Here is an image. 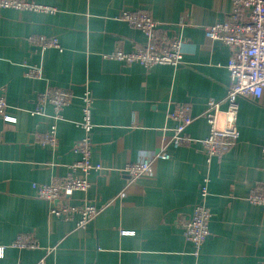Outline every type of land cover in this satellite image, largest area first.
Here are the masks:
<instances>
[{
  "label": "crops",
  "instance_id": "0c3cea01",
  "mask_svg": "<svg viewBox=\"0 0 264 264\" xmlns=\"http://www.w3.org/2000/svg\"><path fill=\"white\" fill-rule=\"evenodd\" d=\"M30 1L54 13L0 8V95L15 120L0 119V264H264V207L246 200L264 188V90L258 101L238 100L239 138L210 163L192 146L172 150L170 160L155 161L150 174L134 181L120 171L170 135L167 115L175 105L189 106L194 119L187 133L196 139L208 134L209 99L226 110L230 50L207 40L204 28L227 18L231 0ZM123 10L149 15L161 40L181 39L183 64L145 69L104 60L115 48L129 52L146 42L116 19ZM41 37L57 39L62 50H42ZM24 65L41 66L42 78L24 77ZM47 87L75 96L57 122L55 148L35 139L52 123L51 107L47 116L29 114ZM85 87L94 98L91 161L102 170L91 172L88 190L68 201L102 209L76 229L49 216L50 203L34 195L32 184L61 181L78 159L72 147L82 136L75 123ZM203 178L210 235L194 255L179 225L198 202ZM19 236L33 238L38 248L11 246Z\"/></svg>",
  "mask_w": 264,
  "mask_h": 264
},
{
  "label": "built area",
  "instance_id": "2783aa9c",
  "mask_svg": "<svg viewBox=\"0 0 264 264\" xmlns=\"http://www.w3.org/2000/svg\"><path fill=\"white\" fill-rule=\"evenodd\" d=\"M0 8L18 11H35L54 13L48 6L35 4L30 0H0ZM117 20L127 23L131 28L139 30L146 38V42L125 52L115 48L112 52L102 55L104 60H114L124 64H139L145 69L156 65H165L177 68L183 64L184 48L181 39L161 40L156 36L157 23L147 14L137 15L131 11H121ZM204 35L210 42H220L229 50L226 68L229 74V86L224 98L226 110L220 109L219 103L209 99L203 117L208 123V134L205 138L196 139L187 133L193 117L190 108L185 104H177L168 111L167 118L173 122L170 135L163 137L159 148L142 156L136 162L126 164L120 171L130 181L151 173L153 164L157 160L171 159V151L181 147L198 146L210 163L214 157H220L233 147L239 132L236 128L238 100L249 99L258 101L264 90V0H231V12L221 22H215L204 28ZM42 50L56 49L61 51L57 39L38 38ZM24 77L41 79V66L24 65ZM75 98L74 94L62 88L47 87L35 96L34 108L29 111L31 116H47L46 106L52 112L48 116L52 123L45 134L37 135L36 142L42 148H55L57 145V122L62 120L63 108L70 105ZM81 102L80 119L75 123L81 132V138L73 145L72 151L78 159L68 167L64 178L53 180L48 184L33 183L34 195L50 203L48 214L63 221L73 222L76 229H83L101 211L87 203L73 205L69 198L74 193H84L90 187L88 176L91 172L102 170L101 164L91 161L92 157V112L94 98L90 90L85 87L79 96ZM6 100L0 95V119L4 122H14V118L6 114ZM222 117L223 125H219ZM261 156L264 159V145L261 147ZM208 178H203L198 188V202L193 206L188 219L180 222L184 239L193 247V254L197 255L200 247L209 237V224L212 214L206 205L208 192ZM246 200L253 205L264 207V188L257 187L249 194ZM18 249H36L38 244L31 237L19 236L12 243ZM37 264H45L44 259Z\"/></svg>",
  "mask_w": 264,
  "mask_h": 264
}]
</instances>
